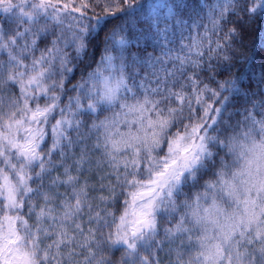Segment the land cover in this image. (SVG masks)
<instances>
[{"label": "snow or ice", "instance_id": "1", "mask_svg": "<svg viewBox=\"0 0 264 264\" xmlns=\"http://www.w3.org/2000/svg\"><path fill=\"white\" fill-rule=\"evenodd\" d=\"M261 50L264 0H0V264H264Z\"/></svg>", "mask_w": 264, "mask_h": 264}, {"label": "trees", "instance_id": "2", "mask_svg": "<svg viewBox=\"0 0 264 264\" xmlns=\"http://www.w3.org/2000/svg\"><path fill=\"white\" fill-rule=\"evenodd\" d=\"M257 27H259V25H257ZM255 36H256L255 31L249 32L248 35L245 37L246 43H248L249 45H251V43L255 39ZM261 54H264V50H261ZM76 79H79V72H77L76 77L73 79L72 82L75 83V80ZM69 94H72V93H69ZM64 190H65L64 188H61V191H64ZM93 194H95V193H93ZM83 219L86 221V219H87L86 216ZM160 256L162 258V264H166L167 258L165 257L164 253H160Z\"/></svg>", "mask_w": 264, "mask_h": 264}]
</instances>
